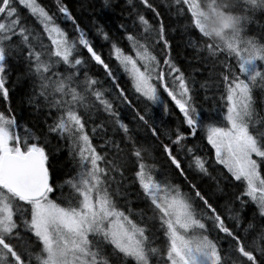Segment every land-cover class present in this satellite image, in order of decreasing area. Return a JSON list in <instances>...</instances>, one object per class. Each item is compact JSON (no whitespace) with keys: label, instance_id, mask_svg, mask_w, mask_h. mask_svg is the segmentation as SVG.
<instances>
[{"label":"snow or ice","instance_id":"1","mask_svg":"<svg viewBox=\"0 0 264 264\" xmlns=\"http://www.w3.org/2000/svg\"><path fill=\"white\" fill-rule=\"evenodd\" d=\"M77 5L0 0V264H264V0Z\"/></svg>","mask_w":264,"mask_h":264},{"label":"trees","instance_id":"2","mask_svg":"<svg viewBox=\"0 0 264 264\" xmlns=\"http://www.w3.org/2000/svg\"><path fill=\"white\" fill-rule=\"evenodd\" d=\"M43 2L45 4H47L49 2V0H43ZM69 3L74 7L77 8L78 10V5H77V0H69ZM180 23H184L183 21H181ZM177 26V21L172 20L171 21V27L175 28ZM181 41V35L180 33H175L174 34V38L172 40V51H173V55L174 57H176L182 64H183V55L186 52L185 49V45L183 43L180 42ZM104 55L105 57L108 56V49L107 47L104 49ZM190 70V69H189ZM197 79H200V77H197ZM9 89H10V107L12 109H14V114L18 117L22 116V120L20 121L21 124L24 123V121H28L29 124L34 123L35 119H39V117H36L34 119L33 115H30V113L32 112V109L29 108V106L27 105L26 101L24 100V87L23 86H15L13 87V85L11 83H9L8 85ZM203 95V94H202ZM9 105L5 104V102L3 101L2 98H0V110L8 107ZM205 107H207V105H205ZM174 111H178V110H174ZM165 119H168L167 117ZM173 121H175V117L173 116L171 118ZM172 127H175V124L173 123L171 125ZM21 131H23V129H21ZM196 143H200L202 147L206 148V140L204 141H196ZM207 153V148L205 150V155ZM66 156L67 153L65 151H55L52 156L51 159L49 161V169H50V173H51V179L58 183L59 179L62 177L63 172L66 170ZM217 172H219V168H217L216 172L213 173V175H215ZM206 186L210 187V188H214V182L213 180L209 177L206 181ZM231 193H232V189H225V192L223 194L218 193V196L220 197L216 203L218 205H223L225 203L226 200L231 199ZM223 211V209H221ZM225 217H227V212L224 213ZM251 240V237H249V241Z\"/></svg>","mask_w":264,"mask_h":264}]
</instances>
